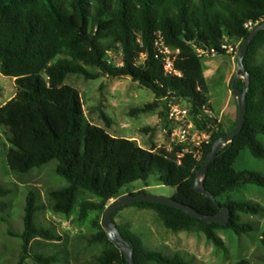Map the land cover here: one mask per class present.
I'll list each match as a JSON object with an SVG mask.
<instances>
[{"label": "trees", "instance_id": "trees-1", "mask_svg": "<svg viewBox=\"0 0 264 264\" xmlns=\"http://www.w3.org/2000/svg\"><path fill=\"white\" fill-rule=\"evenodd\" d=\"M249 21L257 25L264 22V0H0V74L12 78L16 88L13 98L0 107V131L6 142L0 147L5 150L9 172L25 175L54 162L53 174L63 178L66 185L48 190L46 196L50 210L65 216L72 213L80 191L99 199L97 203H80L78 215L83 219L88 212L102 210L119 198L129 184L146 181L155 173L161 185L176 189L173 199L202 214H216L213 202L196 191L195 178L213 143L235 128L237 105L233 126L212 135L210 143L203 146L201 160L196 161L190 152L177 158L180 147L164 154L127 138L110 136L88 122L79 92L64 81L69 75L86 80L130 78L156 100L186 103L195 127L206 131L215 120L204 113L211 110L208 86L195 49H214L220 56L226 55L221 50L223 41L242 44L251 32L244 27ZM157 34L170 48L179 50L174 67L181 77L164 72L162 57L154 46ZM263 45L261 31L243 60L249 74L243 128L216 155L203 181L216 203L230 209L229 224H208L163 204L135 202L130 206L155 212L161 224L173 232L198 227L216 248L221 246L218 230H230L235 235L252 230L240 216L260 215L264 209L234 194L249 186L264 188V173L237 171L234 164L243 151L264 161V61L254 62ZM109 54L118 56L116 64L109 60ZM86 67L99 72L89 73ZM235 86L241 90L242 80ZM103 119L108 125L109 120ZM13 191L0 182V214L9 209L6 199ZM40 210L35 193L29 191L17 264L26 259L36 264H67L65 258L60 259L63 251H31L34 239H58L50 230L37 226L35 215ZM117 228L133 248L134 264H188L177 255L146 248L138 235ZM91 241L103 242L106 248L87 264H126L103 230ZM260 243L264 251V231ZM238 264L249 263L241 260Z\"/></svg>", "mask_w": 264, "mask_h": 264}, {"label": "rangeland", "instance_id": "rangeland-1", "mask_svg": "<svg viewBox=\"0 0 264 264\" xmlns=\"http://www.w3.org/2000/svg\"><path fill=\"white\" fill-rule=\"evenodd\" d=\"M234 45L237 42L231 41ZM109 60L118 62V56L109 54ZM219 55L201 59V67L209 83L207 100L211 105L212 116L219 123L217 132L229 130L230 123L224 114H220L228 96L229 83L236 72V57ZM264 61V45L257 51L254 62ZM89 73L99 70L86 67ZM64 84L75 88L81 98L85 118L91 124L105 129L112 137H122L134 141L144 149L155 148L157 152L170 154L175 147L169 145L170 125L167 116V100H156L153 94L130 78L109 79L100 77L86 80L80 75H69ZM16 92L14 80L0 74V107L13 98ZM235 105L236 99L232 96ZM186 104V103H185ZM103 117L109 120L106 125ZM0 144H6L0 131ZM51 162L39 170L25 175L15 176L7 168L5 150L0 147V182L14 188L6 199L10 207L5 214H0V264H17L20 257L23 231L22 215L27 193L33 191L37 205L41 208L35 215L38 227L48 229L58 238L56 241L45 239L33 240L32 252L43 254L63 251L60 259L67 264H87L105 248L103 242L91 239L103 230L101 221L106 208L116 199L111 200L102 210L90 211L83 219L79 218V205L83 201L99 202V199L80 191L72 213L69 216L53 213L49 208L46 192L66 185L63 178L55 176ZM237 171L259 170L264 173V161L250 157L243 151L234 164ZM147 187L145 193L164 198H173L176 189L160 184L159 174L155 173L146 181H136L122 190V195L137 194ZM120 196V197H121ZM234 196L253 201L264 209V188L249 186L237 191ZM116 226L124 227L138 235L146 248L159 249L164 255H177L188 264H238L246 260L249 264H264V251L261 246V234L264 231V213L256 216H240V221L249 223L252 230L242 235H235L230 230L217 231L221 246L216 248L195 227L185 232H173L166 229L155 212L129 206L118 211L113 218ZM104 231V230H103ZM23 264H36L26 259Z\"/></svg>", "mask_w": 264, "mask_h": 264}, {"label": "water", "instance_id": "water-1", "mask_svg": "<svg viewBox=\"0 0 264 264\" xmlns=\"http://www.w3.org/2000/svg\"><path fill=\"white\" fill-rule=\"evenodd\" d=\"M261 31H264V22L257 25L254 29L251 30L249 36L242 42L236 56V72L229 83V89L232 95L234 96V98L236 99V104L238 108L236 126L232 131L223 135L213 143L211 151L208 153L203 164L196 173V178H195L196 191L199 194L203 195L204 197L210 199L218 209V212L214 215L202 214L196 211L195 209H193L192 207L182 204L173 198L153 196L147 193L126 194L117 198L106 208L103 214L101 225L104 232L107 234V237L110 240V242H112L123 254L126 264H134L133 248L131 247L129 242L125 241L121 236L112 218V215L118 212L119 210L127 206H130L135 202L163 204L184 212L190 218L200 220L208 224H218L220 226H226L231 221L232 217H231L230 209L221 207L218 203H216L213 195L204 189L203 181L206 176V170L210 165V163L214 160L216 155L229 143H231L233 138L239 135V133L243 128L245 121V114H246V94L249 87V74L245 69L243 60L247 54L248 48L252 40ZM239 79L242 80L241 90L235 86V82Z\"/></svg>", "mask_w": 264, "mask_h": 264}, {"label": "built area", "instance_id": "built-area-1", "mask_svg": "<svg viewBox=\"0 0 264 264\" xmlns=\"http://www.w3.org/2000/svg\"><path fill=\"white\" fill-rule=\"evenodd\" d=\"M256 25V23L249 21L244 27L251 31ZM240 45L241 41H237V43L233 45L230 41L225 39L221 45V50L227 55L232 56V58H235ZM154 46L157 53L162 57L164 72L168 75L181 77V72L174 67L179 50L170 48L165 43L161 34H157ZM195 51L200 59L219 56V52L214 49L205 50L196 48ZM167 108L166 122L170 125L168 131L169 145L181 148V153H177L176 157L179 158L182 154L190 152L194 160L200 161L203 156V146L209 144L212 135L217 133L219 121L212 116L213 114L211 111L204 110V113L215 120V123L209 124L206 131H200L195 127L190 115V110L186 104L168 101Z\"/></svg>", "mask_w": 264, "mask_h": 264}, {"label": "crops", "instance_id": "crops-1", "mask_svg": "<svg viewBox=\"0 0 264 264\" xmlns=\"http://www.w3.org/2000/svg\"><path fill=\"white\" fill-rule=\"evenodd\" d=\"M232 59H234V58H232L231 57V60ZM233 61V60H232ZM202 72H203V70H202ZM203 75H204V72H203ZM204 79H205V81H206V84H207V86H208V88H209V83L207 82V79H206V77H205V75H204ZM208 94H209V89H208ZM232 93H231V91H229L228 92V96H227V98H226V102H225V104H224V107H223V109L220 111V114H224L225 115V117H226V119L228 120V122L230 123V119H231V121H232V118L233 119H235V116H236V105H235V102H234V100H233V98H232ZM209 103V102H208ZM210 105V104H209ZM210 108H211V105H210ZM234 124V123H233ZM233 124L231 125V127L233 126ZM230 127V128H231ZM229 128V129H230ZM147 189V187H145L144 189H140V190H146Z\"/></svg>", "mask_w": 264, "mask_h": 264}]
</instances>
